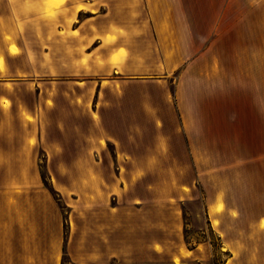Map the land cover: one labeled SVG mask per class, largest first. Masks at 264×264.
Masks as SVG:
<instances>
[{
	"label": "crops",
	"instance_id": "0c3cea01",
	"mask_svg": "<svg viewBox=\"0 0 264 264\" xmlns=\"http://www.w3.org/2000/svg\"><path fill=\"white\" fill-rule=\"evenodd\" d=\"M13 1L7 0L11 12L0 15V23H16ZM206 6L204 0L198 5L193 0H89V6L77 8L97 20L99 32L89 42L87 79L96 87L89 117L75 118V132L81 137L75 139L74 157L62 159L60 165L91 168L81 171L77 181L91 187V203L99 213L101 208L109 215L125 214L121 223L125 231L132 229L136 214H144L147 219L136 223L155 232L146 243L152 261H143L126 241L116 245L108 241L104 254L92 250L87 256L91 264H110L107 259L114 256L118 259L113 264L161 261L168 246L163 232L171 227L161 215L164 205L171 206L176 216L173 227L179 229L181 213L174 203L193 195L196 183L201 185L205 219L218 236L224 237L232 225L239 224L248 214L247 205L255 206L249 215L259 229L264 207L253 202L257 196L238 186L249 188L253 183V175L245 171L253 163L262 162L264 172V16H239L236 21L244 26L232 31L223 13L211 15ZM115 14L119 17L110 19ZM258 24L261 32L254 31ZM5 32L0 29V40L8 41L0 54L13 57L18 52L10 50L9 44L18 39L17 24L7 26ZM70 65L68 60L64 67ZM80 65L84 70V64ZM29 82L0 78V222L4 216L6 229H13L16 221L18 230V168L38 164L35 146L46 135L50 121L45 117L50 110L45 99L43 126L40 112L36 116L33 110L29 118L20 110L19 98L29 92L18 87ZM136 105L143 117L134 113ZM119 107L123 122L129 119L122 137L114 131ZM83 121L89 126L79 125ZM35 134L37 140L32 139ZM100 136L112 145L109 158ZM42 148L51 156V143L45 137ZM109 165L124 168L118 171V189L103 170ZM231 166L241 167L234 180L216 173L220 167ZM133 183L138 184L136 191H132ZM6 264L14 263L7 260Z\"/></svg>",
	"mask_w": 264,
	"mask_h": 264
},
{
	"label": "rangeland",
	"instance_id": "374dc122",
	"mask_svg": "<svg viewBox=\"0 0 264 264\" xmlns=\"http://www.w3.org/2000/svg\"><path fill=\"white\" fill-rule=\"evenodd\" d=\"M60 1L14 0L16 23H0L4 34L10 25L17 24L19 31L18 39L9 44L10 50L18 54L13 57L0 54V78L31 81L20 83L18 87L20 92H29V96L19 98V107L29 118L33 110L36 116L40 112V126H43L44 118L43 99L50 105L49 113L45 116L50 118L46 122V135H42L40 143L35 146L34 158L38 164L18 168V230L14 228L16 221L13 229L5 228L4 216L0 222V259L3 260L2 264H6L7 260L14 264H91L87 256L92 250L104 254L108 249V241L112 245L126 241L143 261L150 262L152 256L146 249V243L154 237L155 232L136 223L145 221L147 216L136 214L130 222L132 229L125 231L121 228L125 214L120 212L109 215L103 213L101 208L99 213L96 204L94 206L91 203V187H84L77 181L81 171L90 172L91 168L60 165L62 159L74 157L75 139L81 137L75 132L78 125L75 118H88L91 114L96 84L87 80L91 74V53L88 49L91 36L99 32L97 20L91 18L87 11L77 9L89 6V0H66L61 6ZM193 1L196 5L202 4V0ZM262 3L263 0H204V5L208 4V8L206 6L204 9L209 10L211 15L223 13L227 29L234 31L244 26V23L236 21L239 16H264ZM91 7L98 9L95 5ZM10 12L11 6L7 0L0 1V15ZM113 17H119V14L110 19ZM115 25L117 29L119 25ZM262 30L259 24L254 29L257 32ZM76 36H80L79 39ZM7 37L10 39L9 32ZM7 43L6 40H0V49L4 50ZM68 60L71 65L66 69L64 66ZM80 63L84 64V70ZM134 111L143 117L138 105ZM122 112L120 108L114 113V131L121 134V137L129 122V119L123 122ZM79 125L89 126V123L83 121ZM38 126L36 119V130ZM43 137L51 143V156L42 148ZM32 139L37 140V134ZM99 142L103 145L105 157H111V143L106 142L104 136H100ZM59 144L62 145L64 155L59 153ZM261 163L258 166L253 163L245 168V171L253 175V183L249 188L238 186L243 191L251 192L254 197L257 196L258 199H253V202H257L259 208L264 207V172ZM123 169L114 165L103 168L105 173L114 178L117 189L118 171ZM190 171L191 168H188ZM240 171L241 167L232 166L216 169V173L224 176L225 180L228 177L234 180V176L241 174ZM163 172L168 173L166 168ZM178 172L181 173V170ZM132 186V191H136L138 184L133 183ZM83 187L87 189L84 197L80 195ZM200 191L201 185L196 183L193 195L174 203L181 213L177 216L179 229L173 227L176 216L170 211L171 206L164 205L161 215L171 224L170 229L163 232L168 246L161 261L151 264H264V216L259 220V229H256L249 215L255 206L247 205L248 214L239 220L238 225H232L224 237H220L205 219ZM235 240L236 245L228 244ZM195 245L196 249L191 250ZM113 259L118 257L107 260L113 264Z\"/></svg>",
	"mask_w": 264,
	"mask_h": 264
}]
</instances>
